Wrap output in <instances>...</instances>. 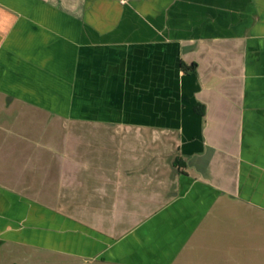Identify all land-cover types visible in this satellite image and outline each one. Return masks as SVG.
I'll return each mask as SVG.
<instances>
[{
    "label": "crops",
    "instance_id": "1",
    "mask_svg": "<svg viewBox=\"0 0 264 264\" xmlns=\"http://www.w3.org/2000/svg\"><path fill=\"white\" fill-rule=\"evenodd\" d=\"M0 264H264V0H0Z\"/></svg>",
    "mask_w": 264,
    "mask_h": 264
},
{
    "label": "trees",
    "instance_id": "2",
    "mask_svg": "<svg viewBox=\"0 0 264 264\" xmlns=\"http://www.w3.org/2000/svg\"><path fill=\"white\" fill-rule=\"evenodd\" d=\"M182 65H183L184 67H186V65H185L184 63H182ZM189 67H190V68H194V67H195V63L190 64ZM194 107H195V109H196L198 112L203 113V111H204V107H203L202 104H195ZM174 163H176V165H179V164L181 163V161H180L179 158H176V159L174 160Z\"/></svg>",
    "mask_w": 264,
    "mask_h": 264
},
{
    "label": "rangeland",
    "instance_id": "3",
    "mask_svg": "<svg viewBox=\"0 0 264 264\" xmlns=\"http://www.w3.org/2000/svg\"><path fill=\"white\" fill-rule=\"evenodd\" d=\"M255 254V253H254Z\"/></svg>",
    "mask_w": 264,
    "mask_h": 264
}]
</instances>
